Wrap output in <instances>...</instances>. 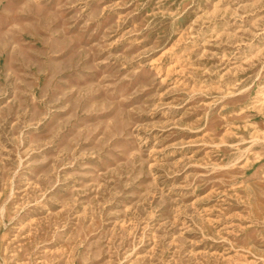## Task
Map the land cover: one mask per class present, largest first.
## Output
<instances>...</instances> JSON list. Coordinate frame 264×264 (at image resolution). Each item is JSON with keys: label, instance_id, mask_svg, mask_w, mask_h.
<instances>
[{"label": "rangeland", "instance_id": "1", "mask_svg": "<svg viewBox=\"0 0 264 264\" xmlns=\"http://www.w3.org/2000/svg\"><path fill=\"white\" fill-rule=\"evenodd\" d=\"M0 264H264V0H0Z\"/></svg>", "mask_w": 264, "mask_h": 264}]
</instances>
